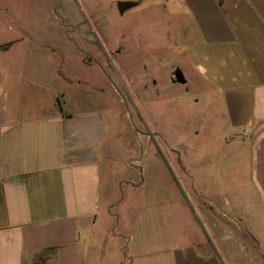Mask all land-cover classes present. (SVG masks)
<instances>
[{
	"label": "crops",
	"instance_id": "1",
	"mask_svg": "<svg viewBox=\"0 0 264 264\" xmlns=\"http://www.w3.org/2000/svg\"><path fill=\"white\" fill-rule=\"evenodd\" d=\"M171 1L210 88L195 99L203 121L170 142L155 197L139 195L144 156L131 140L121 144L134 175L115 177L105 143L116 113L95 104V92H115L105 69L96 87L88 56L76 72L51 44L34 66L8 59L22 38L0 50V264H264V0ZM65 35L78 43L79 31ZM195 74L185 70L188 92Z\"/></svg>",
	"mask_w": 264,
	"mask_h": 264
},
{
	"label": "rangeland",
	"instance_id": "2",
	"mask_svg": "<svg viewBox=\"0 0 264 264\" xmlns=\"http://www.w3.org/2000/svg\"><path fill=\"white\" fill-rule=\"evenodd\" d=\"M118 1L0 0V42L22 38L24 41L15 45L8 59L25 54L26 66L39 63L40 57L49 51V44L66 57L62 69L70 64V68L79 72L82 69L81 56H88L90 66L94 68L96 87L104 84L99 78V70L105 69L115 92L107 97L95 92V104L104 103L116 113L115 127L119 132L112 128L111 137L105 143L106 150L111 147L116 159L115 177L127 179L134 175L126 168L121 144L131 140L133 148L144 156L145 182L139 195L155 197L159 193L155 192L156 181L168 179L170 142L182 146L193 128L203 121L200 107L205 103H195V99L208 93L205 90L210 85L198 74V37L197 34L188 37L180 7L172 1L173 5H170V0H137L138 5L120 14ZM69 22L73 25L69 26ZM66 29L79 31V36L76 35L78 43L73 47L66 43ZM80 33L84 35L85 44ZM189 39L195 42L190 44ZM189 46L193 51L190 58L186 52ZM4 49L7 48L0 47V50ZM76 50L79 53H75ZM107 53L112 62L105 56ZM70 54L75 55L76 62L69 60ZM59 60L54 58L52 62ZM0 67L7 68V59ZM178 69L184 75L186 69L198 74L192 76L197 81L193 82L192 92L186 90L187 76L186 82L174 81ZM149 161L156 168L153 172L149 170ZM155 172L161 177H155ZM163 217L159 210V219ZM143 220L147 222V217L144 216Z\"/></svg>",
	"mask_w": 264,
	"mask_h": 264
},
{
	"label": "water",
	"instance_id": "3",
	"mask_svg": "<svg viewBox=\"0 0 264 264\" xmlns=\"http://www.w3.org/2000/svg\"><path fill=\"white\" fill-rule=\"evenodd\" d=\"M136 4H137V3L134 2V1H129V0H119V1L117 2V8H118L119 13H120V14H123L127 9H129V8H131V7H133V6H136ZM174 81H178V82H186L185 75H184V73H183L180 69H178V70L176 71V79H174ZM184 193H185V195H186L187 198H188L187 193H186L185 191H184ZM195 213H196V216L198 217L199 221L201 222V224H202V226H203V228H204V230H205L207 236L209 237L210 241L214 244V242H213V240H212L210 234L208 233V231H207L205 225L203 224V222H202L200 216L198 215V213L196 212V210H195Z\"/></svg>",
	"mask_w": 264,
	"mask_h": 264
},
{
	"label": "flooded vegetation",
	"instance_id": "4",
	"mask_svg": "<svg viewBox=\"0 0 264 264\" xmlns=\"http://www.w3.org/2000/svg\"><path fill=\"white\" fill-rule=\"evenodd\" d=\"M136 5H138V4H136ZM118 9V8H117ZM119 50H121V49H119ZM105 54V53H104ZM109 60H110V62H112V59H111V56L110 55H108V53H107V55H105ZM91 59H89V61H90Z\"/></svg>",
	"mask_w": 264,
	"mask_h": 264
},
{
	"label": "trees",
	"instance_id": "5",
	"mask_svg": "<svg viewBox=\"0 0 264 264\" xmlns=\"http://www.w3.org/2000/svg\"><path fill=\"white\" fill-rule=\"evenodd\" d=\"M10 44H11V42L6 43V44L3 45V47L7 48Z\"/></svg>",
	"mask_w": 264,
	"mask_h": 264
}]
</instances>
